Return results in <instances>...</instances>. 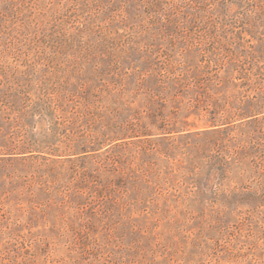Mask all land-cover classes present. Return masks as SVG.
Listing matches in <instances>:
<instances>
[{
  "label": "rangeland",
  "instance_id": "obj_1",
  "mask_svg": "<svg viewBox=\"0 0 264 264\" xmlns=\"http://www.w3.org/2000/svg\"><path fill=\"white\" fill-rule=\"evenodd\" d=\"M21 124L0 264H264V0H0Z\"/></svg>",
  "mask_w": 264,
  "mask_h": 264
},
{
  "label": "trees",
  "instance_id": "obj_2",
  "mask_svg": "<svg viewBox=\"0 0 264 264\" xmlns=\"http://www.w3.org/2000/svg\"><path fill=\"white\" fill-rule=\"evenodd\" d=\"M244 114L240 113L237 115L238 118H242V117H246L247 115L243 116ZM7 119H9L7 117ZM17 126V125H16ZM20 130L22 131L21 134L18 135V137H21L18 141V143L20 144L19 146H14V147H7V146H3V148L0 149V154L2 155H7L8 157H11L14 154H24V124H21L19 126Z\"/></svg>",
  "mask_w": 264,
  "mask_h": 264
}]
</instances>
